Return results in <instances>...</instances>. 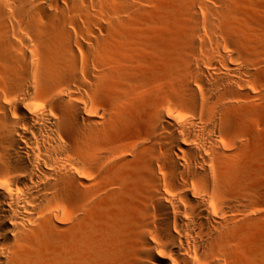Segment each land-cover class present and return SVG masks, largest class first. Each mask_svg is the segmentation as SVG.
I'll return each mask as SVG.
<instances>
[{
    "label": "bare ground",
    "instance_id": "obj_1",
    "mask_svg": "<svg viewBox=\"0 0 264 264\" xmlns=\"http://www.w3.org/2000/svg\"><path fill=\"white\" fill-rule=\"evenodd\" d=\"M14 1L0 0V264H264V0H211L150 90L136 64L156 52L136 28L115 42L93 0ZM159 92L183 113L119 106Z\"/></svg>",
    "mask_w": 264,
    "mask_h": 264
},
{
    "label": "rangeland",
    "instance_id": "obj_2",
    "mask_svg": "<svg viewBox=\"0 0 264 264\" xmlns=\"http://www.w3.org/2000/svg\"><path fill=\"white\" fill-rule=\"evenodd\" d=\"M133 6H129L128 9H124L121 12L116 13L117 10H121L117 0H93L95 4L96 13L100 16L103 12H108L115 34L111 35L113 41L120 40L123 33L122 28L124 26L136 28L132 40L144 44L145 48L155 49V56L152 60L147 58H141L137 62L138 81L142 83V86L146 89L163 87L161 82H164L162 71L159 66H166L169 69L171 75H175L179 69V59L182 51L186 48L187 38L194 27L202 29L208 24L209 15L206 11V6L213 5L211 0H129ZM213 3V4H212ZM18 1L6 0L5 7L7 10L15 8L18 5ZM191 4V5H189ZM209 5V6H210ZM191 6V7H190ZM118 7V9H117ZM143 12L139 17L131 18L130 15L138 12ZM129 18V22H125L126 18ZM123 21L122 25H119ZM125 22V23H124ZM125 24V25H124ZM126 29H124L125 31ZM127 32V31H125ZM131 32V31H129ZM119 33V34H118ZM117 34L119 37H117ZM121 34V35H120ZM131 35V33L129 34ZM143 45V46H144ZM150 46V47H148ZM147 50V49H146ZM145 51V50H144ZM166 53L171 64L164 63L161 59V54ZM145 56V55H144ZM155 67V68H154ZM157 67V68H156ZM144 72H142V71ZM139 72L141 74H139ZM144 76H143V75ZM144 81V82H142ZM139 82V83H140ZM153 86V87H152ZM162 86V87H161ZM149 87V88H147ZM163 102L167 107H176L174 111L175 116L182 114L184 108L177 103V100L173 98H167L161 92L154 95V99L147 100L144 103L139 101H132L129 98V104L120 102L119 106L125 108L129 113V117L139 116L142 113V108H147L151 111L158 107V102ZM143 106V107H142ZM167 111V109H165ZM140 133V130H129L127 139L132 142L136 138V134Z\"/></svg>",
    "mask_w": 264,
    "mask_h": 264
}]
</instances>
